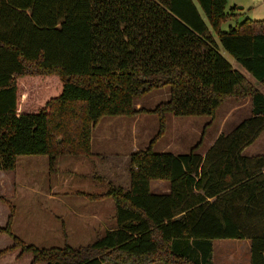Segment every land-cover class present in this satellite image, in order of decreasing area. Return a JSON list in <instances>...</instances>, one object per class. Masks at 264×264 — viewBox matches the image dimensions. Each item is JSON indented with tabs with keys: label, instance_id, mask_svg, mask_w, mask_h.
I'll use <instances>...</instances> for the list:
<instances>
[{
	"label": "trees",
	"instance_id": "16d2710c",
	"mask_svg": "<svg viewBox=\"0 0 264 264\" xmlns=\"http://www.w3.org/2000/svg\"><path fill=\"white\" fill-rule=\"evenodd\" d=\"M226 0H0V170L16 166L17 84L23 75H56L59 94L44 105L43 152L90 155L91 130L104 116L213 115L226 98H247L249 116L219 133L204 154L155 152L152 140L128 156L129 185L107 182L89 199L110 198L114 227L80 246L24 244L30 264H213V240L246 238L250 264H264V152L242 153L264 130V94L218 51L222 47L264 86V19L220 29ZM169 86L166 101L134 99ZM34 135L27 151H33ZM167 180L166 192L150 191Z\"/></svg>",
	"mask_w": 264,
	"mask_h": 264
},
{
	"label": "rangeland",
	"instance_id": "374dc122",
	"mask_svg": "<svg viewBox=\"0 0 264 264\" xmlns=\"http://www.w3.org/2000/svg\"><path fill=\"white\" fill-rule=\"evenodd\" d=\"M224 11L230 13L221 23L222 31L230 24L245 18L264 19V0H226ZM233 25V26H234ZM219 53L233 68L255 85L259 84L222 47L212 32ZM17 84V143L19 150L13 170H0V227L6 223L8 204L14 209L11 231L24 244L36 247H73L92 243L114 226V205L110 198L89 199L81 192L101 193L107 182L127 188L129 185L128 156L144 149L158 132L157 116L140 112L135 116L107 115L91 130L90 155H61L50 167L43 152L44 105L49 97L61 91L56 75H23ZM169 86L153 89L134 99V107L152 109L169 98ZM246 99H224L213 115L165 114L163 133L152 140L155 152L186 153L194 148L204 154L219 133H228L242 119L249 116ZM34 135L33 151L28 152V139ZM264 152V130L243 148L245 155ZM167 180H151L150 191L166 192ZM12 238L0 232V249L11 245ZM213 264H250V244L246 238H218L213 240ZM32 254L21 247L0 255V264H30ZM35 264H45L37 262ZM105 264V263H104ZM159 264V263H152Z\"/></svg>",
	"mask_w": 264,
	"mask_h": 264
},
{
	"label": "crops",
	"instance_id": "0c3cea01",
	"mask_svg": "<svg viewBox=\"0 0 264 264\" xmlns=\"http://www.w3.org/2000/svg\"><path fill=\"white\" fill-rule=\"evenodd\" d=\"M234 24H230V26H233ZM231 64V63H230ZM232 65V64H231ZM235 69H237V68H235ZM238 71H240L239 69H237ZM241 72V71H240ZM242 73V72H241ZM97 124V123H96ZM90 146H91V144H90ZM114 225H115V223H114ZM114 227V226H113ZM113 227H111V228H106V229H112ZM105 229V230H106Z\"/></svg>",
	"mask_w": 264,
	"mask_h": 264
}]
</instances>
